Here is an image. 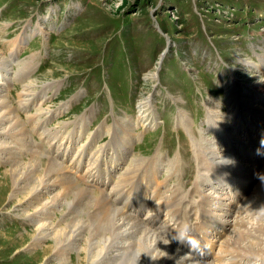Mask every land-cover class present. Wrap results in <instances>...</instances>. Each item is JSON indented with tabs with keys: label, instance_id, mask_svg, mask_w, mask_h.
<instances>
[{
	"label": "rangeland",
	"instance_id": "rangeland-1",
	"mask_svg": "<svg viewBox=\"0 0 264 264\" xmlns=\"http://www.w3.org/2000/svg\"><path fill=\"white\" fill-rule=\"evenodd\" d=\"M253 7L264 15V0H0V70L15 76L8 93L25 128L19 134H0V142L7 145L0 149V180H4L2 172L13 159L39 157L48 161L57 144L56 139L49 138V131L53 136L60 131L59 136H66L64 141L68 143L70 131L79 124L76 120L87 113L89 129L81 142H89L93 132L101 128L105 132L96 148L111 140L115 130L124 138L133 136V158L144 156L146 162L158 156L174 163L177 160L173 167L160 168V180L170 177L169 184L175 187L179 179L177 185L188 184L185 191L190 192L200 172L197 150L207 147L197 139L213 138L216 129H208L209 114L219 115L217 119L224 122L219 127H232L235 93L250 103L236 100L242 103V110L264 111V101L259 104L258 100L264 95V61L256 53L264 56V30L259 27L262 23L264 26V17L262 22L250 24L256 19ZM219 8H229L235 16H219ZM21 38L30 39L23 44ZM15 42L22 48L13 58L10 47ZM260 61L262 64H249ZM49 71L60 77L47 78ZM27 86L30 90L25 89L29 92L25 95ZM44 90L43 102L34 106L32 98L42 96ZM24 98H31L29 107L19 105V99ZM77 102L79 105L73 107ZM39 109L43 113L36 117ZM59 110L42 130L45 112L51 116ZM247 116L245 112V124ZM261 125L264 127V123ZM248 131L256 132L250 125ZM242 132L247 133L235 129L232 140L244 141ZM23 137L30 141L25 144ZM261 167L264 169V163ZM63 184L58 190L66 187V182ZM3 185L0 264H37L49 241L31 244L35 221L12 208L15 199L5 200L8 185ZM204 189L212 196L209 189ZM198 196L191 197L197 204L201 202ZM63 208H54V220L66 212ZM191 220L197 223L198 218L192 215ZM229 248L218 243L214 252L223 259L215 256L209 261L228 263V258L237 257L232 254L240 251L245 263L251 260L250 264H264V257L254 251L232 248L229 252ZM69 262L87 264L77 261L74 249L69 250Z\"/></svg>",
	"mask_w": 264,
	"mask_h": 264
},
{
	"label": "bare ground",
	"instance_id": "bare-ground-1",
	"mask_svg": "<svg viewBox=\"0 0 264 264\" xmlns=\"http://www.w3.org/2000/svg\"><path fill=\"white\" fill-rule=\"evenodd\" d=\"M22 43L24 44L25 40L22 39ZM21 48L18 42L11 45L13 58L18 56ZM259 57L264 61L262 54ZM2 70L0 134H19V131L25 128L8 93L9 84L15 76ZM50 72L47 78L60 77V74ZM30 86L24 88L25 95L29 93L26 90H30ZM46 91L44 90L42 96L32 98L34 106L43 102ZM260 99L262 97L258 98ZM28 100L31 102V98L19 99V105L29 107L31 104H28ZM236 100L240 101L239 98ZM232 102L234 110L231 117H236L235 129L247 132L251 125L256 132H242L244 141L232 140L235 129L219 127L224 123L217 119L219 115L209 114L208 129L216 128L214 136L197 139L198 142L207 143L205 151L200 150L202 163L199 164L202 165V170L191 190L200 196L201 202L198 204V201H193L190 194L185 192V184L178 182L177 185L179 179L174 183L175 187L169 184L170 177L164 181L159 180L160 167L165 158L150 159L147 162L144 156L129 159L132 154L133 136L124 138L115 130L111 140L96 148V145H99L98 138L105 132L104 128H101L93 132L89 142H81L89 129L87 113L76 120L79 124L75 127L77 129L70 131L68 143L64 141L66 136H59L60 131L54 132V136L53 132L49 131V138L56 139L57 144L53 143L55 152H52V157H45L48 161L39 157H31L28 161L12 160L10 156L11 166L2 172L5 177L3 181L0 180V187L6 183L8 186L5 190V200L15 199L12 208L18 214L31 217V220L35 221L34 233L30 235L31 244L34 246L49 241L43 246V253L38 257L37 264H68L69 250L73 249L77 261L87 264H247L244 257H239L243 253L235 250L232 255L237 257L228 258V263L224 260V263L220 260L216 263L209 261L213 251L210 242L212 238L208 234H213L214 240L220 245L226 248L230 246L229 252L235 248L254 251L264 257V181L260 179V174L264 173V169L260 168L264 163V154H261L264 153V144L261 143L264 141V127L261 125L264 120L257 119L255 122L252 118L255 109L244 107L245 110H242V103L237 104L235 100ZM60 112L61 110L47 117L50 113L46 111L43 128H46L47 121ZM245 112L248 116L251 114L247 116L246 124L243 122ZM39 113L42 114L43 111L39 109L35 116L38 117ZM23 140L25 144L30 141L26 142V138ZM0 147L4 149L7 145L0 142ZM254 147L259 148L260 155L253 152ZM143 161L145 166H140ZM127 162V167L121 170V165ZM173 163L174 161L170 163V167L175 166ZM207 180L210 181L211 187L207 186ZM63 182H66V187L58 190ZM204 188H210L212 196ZM249 189L250 194L247 195ZM46 191H49L51 196L47 197L49 194L46 195ZM61 207L66 208L65 213L61 212L64 218L60 219L59 213L58 218L54 220V208L61 210ZM192 215L203 217L204 223H194L191 221ZM186 224L190 226L189 236L192 237L193 243L188 236H177L179 229ZM222 227L228 231L224 232ZM222 257L216 256L217 259H223ZM249 261L251 263V260Z\"/></svg>",
	"mask_w": 264,
	"mask_h": 264
},
{
	"label": "clouds",
	"instance_id": "clouds-1",
	"mask_svg": "<svg viewBox=\"0 0 264 264\" xmlns=\"http://www.w3.org/2000/svg\"><path fill=\"white\" fill-rule=\"evenodd\" d=\"M262 144H264V141L261 142ZM259 151V150H258ZM264 154V153H261ZM260 179L262 181H264V173L260 174ZM191 231L190 226L189 225H184V227L182 229H179L177 236L179 238H184L185 236H188V238L192 241V243L194 242L192 237L189 236V232Z\"/></svg>",
	"mask_w": 264,
	"mask_h": 264
}]
</instances>
